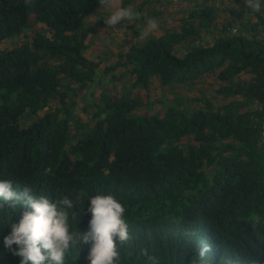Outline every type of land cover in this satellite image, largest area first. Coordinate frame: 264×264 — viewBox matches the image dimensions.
I'll return each mask as SVG.
<instances>
[{"label":"trees","instance_id":"trees-1","mask_svg":"<svg viewBox=\"0 0 264 264\" xmlns=\"http://www.w3.org/2000/svg\"><path fill=\"white\" fill-rule=\"evenodd\" d=\"M101 8L99 0H0V177L9 172L33 191L67 196L80 206L93 193L87 177L108 184L123 166L114 195L128 210L149 214L138 222L204 217L225 242L256 245L264 257V8L228 9L212 0L188 12L179 32L130 43L108 65L102 62L111 53L98 61L85 56L97 31L88 18ZM229 17L245 35L227 34ZM203 34L217 41L209 44ZM178 51L185 58L172 55ZM127 66L135 69L136 87L154 76L170 83L185 73L193 80L209 74L221 83L217 94L233 100L207 102L206 111L192 115L177 101L162 120L138 116L141 99L109 95L108 85ZM243 74L248 77L234 81ZM73 168L81 170L67 176ZM13 215L0 208L3 227L16 222ZM158 243V251H137L120 264H148L149 256L160 264H191V250ZM77 255L78 264H88V254L77 249L68 251L66 264ZM0 260L19 264L10 252Z\"/></svg>","mask_w":264,"mask_h":264},{"label":"clouds","instance_id":"clouds-1","mask_svg":"<svg viewBox=\"0 0 264 264\" xmlns=\"http://www.w3.org/2000/svg\"><path fill=\"white\" fill-rule=\"evenodd\" d=\"M120 1L99 0L101 12L88 18L90 26L96 27L97 31L85 56H92L98 61L111 53L112 58L102 62V65L115 62L129 49L130 43L143 45L147 40L162 37L168 32H179L188 12L212 3V0H125L119 6ZM223 4L235 10L246 4L256 13L264 8V0H223ZM229 20L231 25L228 26L227 34L230 37H237L240 33L245 35L237 22L231 17ZM127 27H131L129 33ZM144 28L146 30L141 33ZM202 36L209 44L217 41L211 36ZM172 55L179 59L185 58L181 51L173 52ZM227 65L225 62L224 66ZM134 70L133 66L118 69V78L108 87L113 88L109 94L112 97L141 99L143 106L133 113L138 116H155L162 120L168 108L177 106V101H181L185 114L192 115L197 111H206L207 102L219 106L233 100L217 94L215 90L221 83L209 74L193 80L192 75L189 77L185 73L179 82L170 83L154 76L141 88L134 84V79H137ZM246 77L248 75L243 74L234 78V81ZM95 92L99 94L98 89ZM256 107L257 104L251 109ZM43 113L41 111V115ZM81 116L83 121H87L85 115ZM261 140L264 141V120ZM192 142L198 144L195 140ZM16 165L23 168L17 162ZM122 167L117 169L108 184L101 183L94 174L87 177L93 193L85 194L83 199L87 200V204L80 206H74L73 200L67 196L33 191L15 182L7 172V175L0 177V208L5 205L9 207L17 220L12 222L11 218L7 223L6 227H10L7 235H3L6 227L0 222V228L3 229L0 231L3 245L0 253L10 252L19 258V264H66L68 251L77 249L88 254L85 258L88 264H120V259H127L137 251L147 255L158 251V239L161 238L173 250L177 247L191 250V264H264V257L258 256V246L242 240L225 242L204 217L193 216V222L179 219L151 224L138 222V219L149 214L128 210L125 202L114 195L121 185L119 172ZM79 170L73 168L67 176ZM233 223L232 219L228 226ZM79 259L80 255H77L74 264H78ZM0 264H3V260H0ZM148 264H160V261L155 256H149Z\"/></svg>","mask_w":264,"mask_h":264},{"label":"rangeland","instance_id":"rangeland-1","mask_svg":"<svg viewBox=\"0 0 264 264\" xmlns=\"http://www.w3.org/2000/svg\"><path fill=\"white\" fill-rule=\"evenodd\" d=\"M145 30H146V28H144V29H141V31H140V32L142 33V32H143V31H145ZM102 51H103V50H101V52L99 51V52H100V54L102 53Z\"/></svg>","mask_w":264,"mask_h":264}]
</instances>
